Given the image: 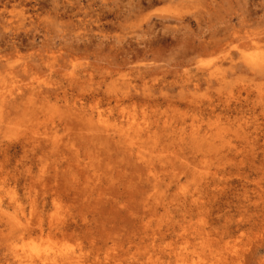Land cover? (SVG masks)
<instances>
[{
    "label": "clouds",
    "instance_id": "1",
    "mask_svg": "<svg viewBox=\"0 0 264 264\" xmlns=\"http://www.w3.org/2000/svg\"><path fill=\"white\" fill-rule=\"evenodd\" d=\"M0 264H264V0H0Z\"/></svg>",
    "mask_w": 264,
    "mask_h": 264
}]
</instances>
